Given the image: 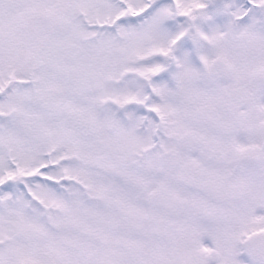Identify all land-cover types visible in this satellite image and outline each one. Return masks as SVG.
I'll return each mask as SVG.
<instances>
[{"label": "snow or ice", "instance_id": "snow-or-ice-1", "mask_svg": "<svg viewBox=\"0 0 264 264\" xmlns=\"http://www.w3.org/2000/svg\"><path fill=\"white\" fill-rule=\"evenodd\" d=\"M0 264H264V0H0Z\"/></svg>", "mask_w": 264, "mask_h": 264}]
</instances>
